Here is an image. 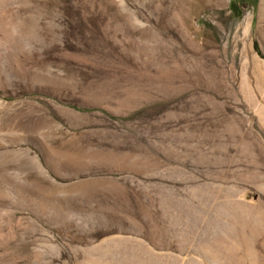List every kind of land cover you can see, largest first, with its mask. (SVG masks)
<instances>
[{"label": "rangeland", "instance_id": "obj_1", "mask_svg": "<svg viewBox=\"0 0 264 264\" xmlns=\"http://www.w3.org/2000/svg\"><path fill=\"white\" fill-rule=\"evenodd\" d=\"M262 213L264 0H0V264H208Z\"/></svg>", "mask_w": 264, "mask_h": 264}, {"label": "bare ground", "instance_id": "obj_2", "mask_svg": "<svg viewBox=\"0 0 264 264\" xmlns=\"http://www.w3.org/2000/svg\"><path fill=\"white\" fill-rule=\"evenodd\" d=\"M242 26H243V32L248 33L250 30V26H251L248 15H244L242 19ZM249 222L250 224L240 223L238 226L237 234L234 232L235 235L233 237L231 236L228 237L229 235L227 236L228 238H230L229 240H227L228 239L227 238L226 239L227 241L225 240L227 243H220L218 241L217 244L207 247L204 250L205 257L203 259L206 262H208V264H236L239 257L245 256L247 258L249 257L248 258V260L250 259L249 264H258V262L260 263V261L262 262V264H264V261H262L263 259L259 258L260 255L258 256V254L262 253L263 251L260 249L258 243L254 242V239L252 236V233H255L259 230V228L254 227L255 222H257V224L263 223L262 227L260 228L261 230L259 231H261V233L264 232V213L261 214L260 218H259V215L253 216V218ZM202 253L203 252H201V255Z\"/></svg>", "mask_w": 264, "mask_h": 264}]
</instances>
